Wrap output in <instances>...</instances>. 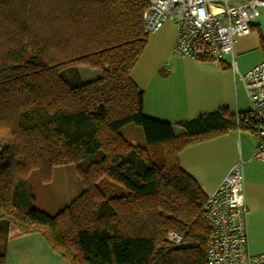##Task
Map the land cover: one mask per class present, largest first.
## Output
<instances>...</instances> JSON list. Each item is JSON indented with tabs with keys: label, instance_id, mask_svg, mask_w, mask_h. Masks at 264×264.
<instances>
[{
	"label": "trees",
	"instance_id": "1",
	"mask_svg": "<svg viewBox=\"0 0 264 264\" xmlns=\"http://www.w3.org/2000/svg\"><path fill=\"white\" fill-rule=\"evenodd\" d=\"M148 4L0 0V264L10 226L40 234L70 264H207V196L179 154L232 130L252 135L257 124L222 109L178 123L176 135L144 114L131 73L150 36ZM82 66L100 75L84 81ZM129 124L143 143L121 133ZM64 165L83 191L54 216L33 208L29 175L49 183Z\"/></svg>",
	"mask_w": 264,
	"mask_h": 264
},
{
	"label": "crops",
	"instance_id": "2",
	"mask_svg": "<svg viewBox=\"0 0 264 264\" xmlns=\"http://www.w3.org/2000/svg\"><path fill=\"white\" fill-rule=\"evenodd\" d=\"M261 35L264 36V11L253 21L251 33L239 38L233 54L218 65L176 55L177 27L172 21L166 22L150 34L131 73L144 92V114L174 125L175 134L180 135L183 130L176 126L180 122L222 109L232 114L248 112L251 104L243 76L264 60ZM85 75L88 81L100 74L87 70ZM130 141L134 146L143 143ZM257 145L253 135L232 130L186 147L179 154L181 169L196 180L206 196L217 190L238 161L244 162L248 248L252 254L264 253V160L255 156ZM6 264L70 263L40 234H23L16 226H10Z\"/></svg>",
	"mask_w": 264,
	"mask_h": 264
},
{
	"label": "built area",
	"instance_id": "3",
	"mask_svg": "<svg viewBox=\"0 0 264 264\" xmlns=\"http://www.w3.org/2000/svg\"><path fill=\"white\" fill-rule=\"evenodd\" d=\"M262 11L264 0H149L144 29L151 34L172 21L177 27L176 55L219 65L233 54L236 41L251 33ZM231 66L235 68V63ZM243 78L251 104L248 116L257 124L252 134L258 141L255 156L264 160V60ZM203 212L210 232L207 264H264V253L252 254L248 248L243 161L207 196ZM169 240L182 243L174 232Z\"/></svg>",
	"mask_w": 264,
	"mask_h": 264
},
{
	"label": "rangeland",
	"instance_id": "4",
	"mask_svg": "<svg viewBox=\"0 0 264 264\" xmlns=\"http://www.w3.org/2000/svg\"><path fill=\"white\" fill-rule=\"evenodd\" d=\"M79 70L84 81H86L87 70H96L97 74H100V70L85 66L80 67ZM121 133L128 140L135 139L136 142L144 140L142 128L134 124L123 127ZM27 188L33 199V208L54 216L79 195L83 190V185L75 167L64 165L54 168L52 180L49 183H43L39 178L38 171H33L27 179Z\"/></svg>",
	"mask_w": 264,
	"mask_h": 264
}]
</instances>
